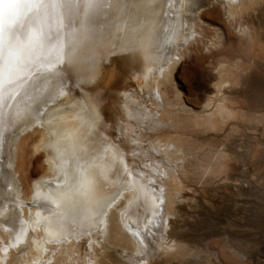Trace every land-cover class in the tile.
I'll return each mask as SVG.
<instances>
[{"label":"snow or ice","instance_id":"1","mask_svg":"<svg viewBox=\"0 0 264 264\" xmlns=\"http://www.w3.org/2000/svg\"><path fill=\"white\" fill-rule=\"evenodd\" d=\"M154 7V0H0V201L4 202L0 216L10 203L14 208L7 224H18L3 226L7 239L0 240V256L15 250L17 264H26L23 257L29 251L34 256L27 264H149L148 258L155 256L158 238L152 229L166 225L161 216L165 190L157 180L163 183L168 173L155 162L149 169L147 162L134 159L135 167H130L125 157L135 158L140 147L135 133L125 143L119 135L109 140L104 134L106 121L102 123L97 112V104L107 95L98 82L99 67L117 33L126 32L119 37L120 46L133 56L155 47L153 60L161 73L170 62L166 53L178 29H162L154 44L149 19ZM167 7L176 6L170 2ZM184 7L180 0L177 14ZM73 91L81 97L79 112L85 131L80 134L58 127L57 102L63 104ZM124 116L142 133L160 124L157 117L139 108L129 112L125 107ZM36 127L46 132L53 178L42 181L51 185L43 196L34 191L25 220L20 196L8 197L17 180L14 162L20 136ZM107 188L115 190L106 195ZM125 193L131 194L127 204L123 203ZM141 200L153 211L147 213L143 229L133 232L139 252L130 260L113 262L105 246L97 248L92 237L104 231L111 212L123 217L122 207ZM33 208L46 214L36 211L33 215ZM149 236L153 239L147 240ZM81 242H86L87 255L78 251Z\"/></svg>","mask_w":264,"mask_h":264},{"label":"rangeland","instance_id":"2","mask_svg":"<svg viewBox=\"0 0 264 264\" xmlns=\"http://www.w3.org/2000/svg\"><path fill=\"white\" fill-rule=\"evenodd\" d=\"M178 1L167 0L166 2H173V5H177ZM190 4L191 7L193 0H190ZM258 6L257 9L255 8L257 12L253 11L251 18L253 26L258 28L260 35L257 41V54L249 50V45L247 48L240 43V35L228 21L220 3L202 8L201 19L198 16L194 18L192 10L190 12V15L192 14L190 27L192 32L195 30L197 34L184 49V56L174 71L173 80L164 81L166 84L161 86L160 94L154 90L147 91L146 82L140 86L139 84L127 85V83L123 85L124 81L129 83L131 76L129 73H126L123 81V78L117 74L120 68L114 76L115 68L112 69L111 64L105 69V78L108 79L111 75L115 80L111 81L112 77H110L111 82L107 81V84H104L103 88L107 91V95L103 100L108 105L115 106L112 107L114 112L110 124L112 128L118 130L120 142H128L132 134L135 133L140 144V147L137 148L138 155L134 158L135 161L137 163L147 162L149 168H152L155 162L164 169L166 157L160 153V139L164 136L163 140H168V135H171L169 134L171 120L166 117L164 112L162 113V104H170L174 108L185 106L191 112L201 111L213 85L219 79V63L227 58L239 59L242 57L245 59L246 64L235 71L241 79L240 93L234 96V106L240 115L238 114L237 118L232 119L218 130L200 131L198 129L197 132H194L195 129L191 125L188 124V127L187 124L185 125L186 135L183 143L186 148L202 152L204 160L207 159V155H205L207 150L212 153L217 150L223 151L225 170L228 173V177L226 174L215 176V178L213 176L212 180L210 176L207 179L206 176L199 177L201 182L197 178L201 176V172L194 169V172H190L188 176L180 175L177 180L182 191L177 207L179 205L181 207L176 208V221L172 223L171 234L180 238L187 247L198 253L199 257L189 260L188 263L191 261L189 264H206V253L216 249L224 250L234 264H264V7ZM257 13L258 15H256ZM175 15L176 8H174L171 18L174 19ZM187 32L188 30H186ZM218 32L224 35V44L213 46L211 42L215 40ZM167 52L171 54L173 46ZM122 87L123 90H120ZM116 88L120 90L118 96L113 94V89ZM65 99H69V102L74 101L73 98V100L67 97ZM65 101L62 105L57 103L63 107ZM68 106L66 105L67 110H73L72 105ZM125 107L129 112H134L136 108L150 112L160 121L159 127L144 134L137 131L135 123L126 121ZM78 109L79 105L76 106V110ZM259 116L260 120H258ZM122 128L126 132L121 131ZM30 132L32 131L22 133L26 152L25 161L23 160L22 165L21 163L19 165L21 178L24 175L23 186L27 188L28 184V189L31 186V189H25L27 192L32 191L35 184L53 178L45 176L47 172L46 152L38 153L33 149V144L40 137L39 132L37 134ZM152 147L159 151L152 154L149 151ZM149 157L151 158L149 159ZM169 165V168L174 169L173 164L169 163ZM195 167L193 165V168ZM186 177L188 178L186 179ZM196 179L198 182L195 181ZM31 201L33 199L28 200L27 205ZM211 263L226 264L224 261H217L215 257ZM155 264L181 263L168 260L155 262Z\"/></svg>","mask_w":264,"mask_h":264},{"label":"bare ground","instance_id":"3","mask_svg":"<svg viewBox=\"0 0 264 264\" xmlns=\"http://www.w3.org/2000/svg\"><path fill=\"white\" fill-rule=\"evenodd\" d=\"M166 1L167 0H154L155 7L151 10V16L149 17L154 26V44L158 42L162 29L168 28L170 26L178 29L177 36L174 38V42L172 45L173 52L171 54H168V52L166 53L170 57V62L164 66L163 72L161 73L160 71H158V64L155 63L153 60L155 47L149 48L143 53L138 52L133 56V54L126 52L121 48L119 37L124 36L126 32H119L117 33V39L113 40L112 43L105 49L104 54L106 58L101 62L99 67L98 82L102 84V87L105 86L104 84H107V81L111 82L115 80L113 76L115 75V72L118 71V69L120 68L117 74L120 75V78H123V81L125 80L126 73H129L131 75L129 78V83L124 81L123 85H126L127 83V85L132 84L133 86H135L139 84L140 86L142 83L144 84V82H146L145 84L147 85V91L154 90V92L157 91V93H159L161 86L165 83V80H173L174 71L184 56V49L187 48V46L191 43V41L195 38L197 34L195 30H193L192 32V29L190 27L192 21V18L190 19L192 15H190V12H192L193 10L194 18L198 16V18L201 19V9L214 3H220L222 8L224 9V13L228 18V21L240 35V43H242L246 47L247 45H249V50L252 53L257 54V41L258 36L260 35L258 28L253 26V20H251V18L253 16L252 12H257L255 8L258 5L264 7V0H193V5L191 7L190 0H183L185 7L180 9L178 14L176 11L174 19L171 18V16L174 14V8L179 6L180 0L178 1L177 5L174 4V6L176 7L172 9H169L167 7L170 2L168 3ZM260 11L263 10L261 9ZM256 15H258V13ZM131 24L132 21L130 19L129 25ZM186 30H188L187 33ZM224 39V35H221V33L218 32L215 37V40L211 42V45L221 46L224 44ZM110 64L112 65V69L115 68L113 76L110 75V77L112 78L109 77L111 81L109 80V78H105V69ZM245 64V59L242 57L239 59L227 58L219 63V79L213 85L211 93L209 94L208 99L203 105V109L199 112H191L190 110L186 109L185 106L183 108H174L170 104H162V113L164 112L166 117L170 118L172 128L169 129V134H171L168 135L169 141L163 140V136L160 139L161 144L159 147L160 153L164 155L163 157H166V162L164 163L163 168L168 173V177L167 179L163 180V183H161L159 179L157 180V183L160 184V186L163 187L165 190V203L161 206V216L163 217V221H166V225H164L160 229H152V232L154 233L155 237L158 238V242L155 245V256L148 258L149 264H155V262L168 260L177 261L181 264H186L192 258L197 259L199 257L198 253H196L193 249L187 247L184 241H182L180 238L174 237L173 234H171L172 223L176 221V208L181 207L180 205L177 207L178 202L181 200L182 193L177 180H179L180 175L188 176L190 172H194V169L196 171L201 172V176H198L197 178L202 176V178L206 176V179L209 176L210 178L213 176V178H215V176H221L225 174L227 176L228 173L225 170V156L223 151L217 150L212 153V151L207 150L209 153L206 151L207 154L205 155H207V159L204 160L202 152L186 148L185 144L183 143L184 136L186 135L184 132V130L186 131L185 125L187 124V127L188 124L191 125L196 130H194V132H197L198 129L200 131L218 130L221 126L227 125L232 119H235L240 115V112L234 106V96L240 93L239 85L241 79L236 75L235 71L243 67ZM120 90H123V87ZM120 90H118L117 88L113 89V94H116L118 96V92ZM67 98H73L74 101L69 102V99L64 98V100H66L65 105H63V107L59 106V108L61 109V112L59 113L61 119L58 121V127L62 129H67L71 132H76L78 134L84 133L85 129L81 128V116L83 114L79 112V109L76 110V106L79 105L81 102V97L75 91H73L69 93ZM66 105H72V107H74L72 108L73 110H67ZM112 107L115 106L113 104L108 105L104 102V100L97 104V112L101 117V122L104 123L106 121V131L104 134L108 136L109 140H114V137L116 135H119V133L117 132L118 130L112 128V125L110 124L114 112ZM258 120H260V116L258 117ZM119 127L121 128L122 126ZM169 130L167 129V131ZM29 131H32L33 133L35 132V134L39 132L40 137L38 141L33 144V149L35 150V152L38 153H40L41 151H43L44 153L46 152L45 154H47V172L45 176L46 178L53 177V172L50 165L52 153L45 147V145L47 144L46 132L41 130L39 127L30 128L25 132ZM189 133L191 134V132ZM24 146L25 145L21 134L16 159L14 162V168L18 178L12 186L11 195L8 197V199L11 200L12 196H15L17 194L20 196V203L24 209L22 213V218L27 220L29 211L27 201L33 199L34 191H39L41 196H43L49 190L51 185L44 184L41 181L35 184V187L32 191L27 192L25 190L31 189V186H29V189L28 184L27 188L23 186L24 180H22V178L24 175L22 174L23 176L21 178V167H19L20 163L23 162L25 157L26 151ZM125 159L129 162L130 167H135V165L132 163V161L134 160L132 156L126 155ZM169 163L174 165V169H171L169 167L165 168V164L169 165ZM193 165H195L196 167L193 168ZM145 171L147 170L145 169ZM194 177L196 176L194 175ZM187 178L188 177H186V179ZM210 178H208V180H210ZM49 180L45 179L44 181ZM195 181L198 182L197 179ZM114 190V188H107L104 190V194H111V192ZM130 196V193H125L123 200L124 204H127V200L130 198ZM13 208L14 205L9 203L7 205V209L3 211V216H0V222H3V224H0V240L7 239V235L3 232V226H18V224H7L6 218L12 214ZM3 209L4 202H0V210ZM36 211H41V215L46 214L43 212L42 209L35 208L32 209V214L35 215ZM120 211L124 212L123 217H121L119 215V212L117 211L111 212L107 218L104 231L95 233L92 237V242L96 244L97 248H99L101 244L105 246L108 253V257L113 262H118L120 260H130L136 253L139 252V247L137 246V241L133 235V232L143 229V225L146 222V215L147 213L153 211V209L150 205L145 207L143 201L141 200L136 201L131 207H122ZM159 219L160 218L157 217V221H159ZM152 239L153 236L147 237V240ZM42 247L51 246L42 245ZM63 247L65 248V250L67 249V246ZM151 250L152 245L150 244L149 251ZM78 251L83 252L85 255H87L88 249L86 246V242H81V244L78 246ZM39 255L41 258H43V251H41ZM33 256L34 254L29 251L28 255L23 257L26 264L27 262L32 260ZM206 256V264H212L211 260L214 257L219 262L224 261L226 262V264L233 263L232 259L230 260L228 258V254L222 249L210 250L206 253ZM57 258H59V255L57 256ZM189 263H191V261ZM0 264H17L15 250H9L3 256H0Z\"/></svg>","mask_w":264,"mask_h":264}]
</instances>
